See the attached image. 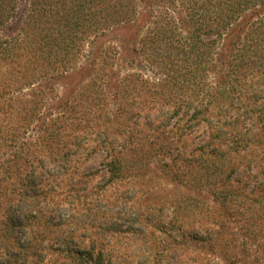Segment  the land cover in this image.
<instances>
[{
  "label": "rangeland",
  "instance_id": "rangeland-1",
  "mask_svg": "<svg viewBox=\"0 0 264 264\" xmlns=\"http://www.w3.org/2000/svg\"><path fill=\"white\" fill-rule=\"evenodd\" d=\"M73 1L77 0H11L9 5L12 10L4 23L5 27L0 28V34L19 32V29L27 26L58 23L59 20L55 21L58 16H54V13L64 8L63 3L68 8ZM115 1L90 5L95 10L101 8L109 13L110 19L100 21L99 25L98 33L104 35L103 41L94 49L91 43L94 37L87 39L82 62L67 74L48 80L46 88L50 89L46 91L44 104L51 110L57 109L68 100L77 83L84 80L86 85L98 81L96 87L103 95L96 101L100 100L102 110L109 117L126 122V134L131 128L136 129L134 137L139 139L138 144L133 143L132 147L124 150L117 147V151H123V154H127V160L131 161L132 149H138L146 142L157 144L164 139L169 152L155 148L157 152L148 156L146 162L135 163L126 169L129 171L127 178L112 183L106 166L111 157L105 151L92 152L91 155L89 150L78 151L73 156V174L47 179L48 201L40 204V208H45L46 215H28V221L23 220L22 228L13 230L15 242L20 241L26 249L19 247L17 242L12 245V242L6 241V245H2L5 249L0 252V263L9 260L13 264H155L153 254H157L163 264L166 261L170 264H264V249L259 248L264 246V240L253 241L250 233L253 229V214L250 216V213L255 209V201H258L256 208H264V0L257 5H251L248 0H235L233 4L238 8L232 13L238 16L237 22L216 41L209 57L206 49L201 47L200 53L205 55L202 62L205 61L200 73H205V78L200 84L204 91L202 96L198 95L199 100L190 101L193 107L184 104L187 99L182 97L184 93L181 90L169 89L171 78L167 79L169 73L175 75L177 70H182L176 74L178 77L174 87H177V83L188 85L182 72H192L197 64L196 59H199L196 50L199 46L194 51L189 49L195 43L193 36L197 25L191 13L196 1L204 5L208 0H123L125 6L121 10L125 16L129 17L127 12L134 10L135 15L143 13L149 19L139 37L134 39L130 38L132 35L114 13ZM223 5H214L210 10L215 12L209 15L216 18L217 12L223 13L224 17L231 14L229 6L218 9ZM40 10L44 20L36 16ZM201 13V10H197L196 18H200ZM49 15L52 17L47 19ZM115 16L117 20L113 19ZM202 22L199 27L216 31L218 20L216 24L209 20ZM205 34L201 35V40L206 42L217 38L214 34ZM238 38H248V48L235 51L233 44ZM154 39H160L163 46L159 47ZM93 52L101 54L100 57H95ZM188 52L193 54L186 55ZM233 52L237 56L248 54L247 63L236 67L234 73L233 70L230 72L232 66L230 68L224 63L228 62ZM256 53L262 56L259 66ZM221 64L219 70L225 71L223 79L227 83L217 78ZM90 66L91 71L87 70ZM133 72L142 79L130 83V86L124 80V85L130 88L125 90L119 84V96L113 95L107 84L112 74L123 78V75ZM249 77L255 79L245 81ZM256 80L262 83H252ZM155 82L157 85H154ZM210 96L218 102L221 97L225 101L221 108L212 104L208 108L209 113H205L215 124L211 126L205 120L190 122L188 119L194 110L203 108V105L206 107ZM176 109L179 112L173 117L165 112ZM98 114L87 116V119L93 118L89 126H95V122L99 124L94 120ZM167 117L170 118L169 124H162ZM97 120H103L102 124L108 123L105 116ZM148 120H153V124L147 125ZM188 125L189 129L184 131ZM87 127L85 125V129ZM212 135L215 137L212 138ZM235 138L243 139V145L228 153V159L231 156L232 161L228 160L226 165L221 158L209 154L215 147L230 151ZM0 152L6 155V152ZM1 153L0 160L3 156ZM162 164L170 167H163ZM201 170L213 179L216 177L217 183L209 180V176L205 180ZM224 174L229 179L225 185L221 183V175ZM181 182H184V186ZM38 186H42V183H38ZM224 187L231 190L234 196L241 193L239 202L244 206L225 207L219 198ZM198 193L204 200L197 197ZM195 198L199 202L193 201ZM181 199L184 200L179 202L182 208L177 211L176 201ZM189 202L204 207L183 209ZM213 208L230 212L231 223L226 226L228 233L224 239L230 240L235 234L237 239L210 250L187 236L186 247L178 246L167 252L162 250L163 245L159 243L163 240L167 244L172 242L169 236L182 240L180 236L183 232L196 230L203 234L204 228L216 227L207 218ZM203 214L208 222L202 227ZM240 220L245 223H239ZM172 221H177L181 229L172 228V234H166L165 224L169 226ZM25 236L32 240L31 244L26 243ZM19 251V256H11V253L17 254Z\"/></svg>",
  "mask_w": 264,
  "mask_h": 264
},
{
  "label": "trees",
  "instance_id": "trees-1",
  "mask_svg": "<svg viewBox=\"0 0 264 264\" xmlns=\"http://www.w3.org/2000/svg\"><path fill=\"white\" fill-rule=\"evenodd\" d=\"M234 1L235 0H208L204 5H199V2L196 1V7L192 9L191 18L197 25L195 28L196 33L193 36L195 43L193 47L189 49L194 51L195 48L199 46L197 47L198 49H196L199 59H196L197 64L192 72H189V70L187 72L184 71L185 73L182 72L184 81L188 82L187 86L177 83V87H174L178 77L176 74H180L182 70H177L175 75H173L172 72L169 73L167 79L169 80V78H171L172 82L170 81L171 85L169 86L171 91L178 89L184 93L182 97H186L185 99L187 100L184 104H187V107H193L194 104L190 101L197 100L198 95L202 96L204 91L202 88L203 85L200 84L205 78V73L202 75L200 73L202 69L201 66H203L205 61L203 60L202 62L205 55L200 53L202 50L201 47L206 49V55L209 57L212 54L213 46L216 41L221 39L225 31L237 22L238 16L232 13V11L238 8H236L235 3L233 4ZM248 1H250L251 5H257L256 3L261 0ZM10 2L11 0H0L1 29L5 27L4 23L8 21L7 16L10 15V11L12 10L9 5ZM95 2L103 4L105 2L109 3L110 0H83L81 3L77 0L76 2L73 1L68 8H66L63 3L64 8L54 13V16H58L56 17L57 19H55V21L59 20L58 23L54 22L52 24L49 23V20H46V23H49L50 26L39 24V26L31 28H27V26L21 30L19 29V32L0 34V151L6 152V155L0 152L3 155L0 160V252L5 249L2 248V245H6V241L12 242V245L17 242L20 244L19 247L26 249V246L21 244L20 241L15 242V237L12 235L14 233L13 230L21 229L24 223L23 220L28 221L26 219L28 215L29 217L46 215L45 208H40V204L48 201L46 187L49 184L47 179L52 180L53 178H58L60 175L70 176L73 174V156L77 154L78 151L89 150L91 151L89 152L90 155L92 152L100 150L105 151L106 154L111 157V160L106 163V166L110 174L109 181L112 183L115 181H123L127 178L129 171L126 169L135 163L139 164L146 162L148 156H153L155 152H157L155 148H158V151L169 152L170 148L164 143V139L157 144L146 142L147 146L144 144L138 149H135V147L134 150L132 149L131 151V161L127 160V154H123V151H117V147L124 150L129 148V146L132 147L133 143L138 144L139 139L134 137L136 136V129L133 130L131 128L129 130L130 132H128L129 135L126 134L124 128L126 122H121L120 119H113L102 110L104 108L100 106V100L96 101L98 97L103 95L96 87L98 86V81H92V83L86 85L84 80L80 82V84L77 83L76 87L72 90V94H69L68 100L63 106L57 109L51 110L50 107L44 104L46 91L50 89L46 88L48 80L54 78L56 75L67 74L69 70H73L82 62V59L85 57L84 47L87 39L90 40L92 36L94 37L91 42L94 45V49L103 41L104 35L98 33L100 21H106L110 19V16L109 13L103 11V9L98 8L95 10L90 6ZM229 3H232V5H228ZM216 4H224L218 9H225L224 6H229L231 14L224 17L223 13L217 12L218 16L216 18L213 15L211 17L209 14L214 13L215 10L213 11L210 9L214 8ZM123 6H125L123 0L115 1L113 5L115 15L120 18L119 22L121 24L123 23V27L132 35L130 37L131 39L139 37L149 19L146 18L143 13L135 15L134 10L127 12L129 14V17H127L121 10ZM196 8L198 11L201 10L202 12L200 18H196ZM240 11L241 10H239V12ZM41 12L40 10V13L38 12L36 16L44 20V16ZM107 16L108 18H106ZM116 16L113 18L114 20H117ZM49 17H52V15L46 16L47 19ZM208 20L215 24L218 20V24L215 28L216 31L204 30L202 27H199L200 24L203 23L202 21L207 22ZM204 33H206L205 35L214 34L217 38L211 42H206L201 40V35ZM154 42L159 45V47L163 46V43H160V39H154ZM248 42V38H242L241 40L238 38L233 44V46H235V51L240 48H248ZM133 49L135 52L136 46L133 47ZM182 50L187 51L186 48ZM188 54H193V52H188L186 55ZM97 55L100 57L101 54H94L95 57H98ZM233 55L227 59L228 62H224L227 66L229 65L230 68L232 66L230 69V72L233 70L232 73L235 72L236 67L244 66L248 58V54L239 56ZM256 57L258 59L257 61H260L258 64L259 66L262 64L260 60L262 56L256 53ZM93 61L94 59L92 63ZM104 62H106L105 59ZM221 66L222 64L218 66L217 78L227 83L225 82L226 80L223 79V73H225V71L219 70ZM87 70L91 71V66L88 67ZM100 71L102 72L104 70ZM252 75L253 74H251V76ZM78 76L81 77L82 74ZM118 76L119 75L116 76V73L112 74V78L107 82L110 87L109 89H112L113 95L115 94L116 97L119 96V84L126 90V88H130L129 86L132 83L142 79V76L135 72L123 75V78H119ZM250 78L253 80L255 79L249 77L246 78L245 81H251L249 80ZM124 80L128 82L129 86L124 85ZM233 81L236 82L235 80ZM252 83L257 84L262 82L256 80ZM107 84L105 83V85ZM154 85H157L156 82ZM161 88L165 89V86ZM219 101L220 102L214 100L213 96H210L209 104H207L206 107L203 105V108L194 110V113L188 120L190 122L205 120L213 126L215 124L214 121L207 115L209 113L208 108H211L212 104L213 106L221 108L220 106H223L225 101L222 100V97ZM177 109H179V106ZM177 109L172 111L167 110L165 112L167 114L170 113V117H173L179 112ZM97 113H99V116L94 120L99 121V124L95 122V126L94 124L93 126H89V124H92L91 120L93 118L90 120L87 119V116ZM205 113H207L206 116ZM103 116H105L108 121L107 124H102L103 120H97ZM166 119L167 120L163 121L162 124H169L170 118L167 117ZM153 120H148L146 124H153ZM85 125H88L87 129H85ZM187 129H189V125L183 130L185 131ZM76 131H81L82 134L80 132L75 133ZM214 137L215 136L212 135V138ZM90 141L93 143L90 144ZM243 141V139L237 138L232 140L230 151H224L221 147H215L208 152L213 157L221 158L226 165L228 160L232 161L231 156L228 159V153L242 147ZM7 148H9V150H7ZM129 162L131 164H129ZM162 166L170 167L168 164H162ZM216 169L214 171H216ZM220 169L219 167V174L221 173ZM201 172L205 180H207L209 176V180L214 184L217 183L218 179L216 177L213 179L210 175H207L204 170H201ZM211 174L213 175V173ZM221 177L223 178V182L221 183L225 185L226 180H229L228 175L224 174L221 175ZM195 180L196 179H194V181ZM38 183H42V186L39 187ZM181 183L180 184L184 186V182ZM231 193V190L229 191L226 187L221 190L219 198H221L222 204L228 209L234 208L236 205L244 206V203L241 204L239 202L241 193L238 196H234ZM197 195L198 198L204 200L203 197H200L201 195L199 193ZM198 198L193 199V201L199 202ZM245 198L247 197L245 196ZM180 201L184 200L181 199L176 201V203H178L176 204L177 211L182 208L179 203ZM257 203L258 201H255V209H253V213H250V216L253 214L251 218L252 224L250 223L253 228L250 231L253 241L254 239L256 241H258V239L264 240V208L260 206L256 208ZM202 206L204 207V205ZM202 206L189 202L188 205L183 206V209H201ZM221 207L223 206H220V208ZM242 207H240V209ZM209 213L207 218H209L210 223L216 227L212 229L204 228L203 234L198 233L196 230H192V232L189 233L183 232L181 236L179 234L180 238H183L182 240L169 236L172 242H168L167 244L166 241L163 240L162 243H159L163 245L162 250L167 252V250L170 251L178 246L186 247L187 236H191L193 241L203 244L204 248H209L210 250L213 248L215 249V246L221 244L228 245L229 242L237 239L236 234L234 238L230 240L227 239L226 241L224 239V235L228 233L226 226L231 223L229 217L232 215L230 212L213 208L212 213L211 211H209ZM204 217L203 214L202 221L204 222L201 225L202 227L208 222ZM242 221L244 222V220H240L239 223ZM166 225L167 224H165V227L163 226L166 228V234L170 232L171 235L172 228L177 230L181 229L180 226H177V221L170 222L168 224L169 226ZM152 236L155 237L154 235ZM25 238L27 239V244L32 243L30 238H27V236H25ZM259 248L264 249V246H259ZM19 253L20 251L17 254L11 253V256L17 257ZM153 258L156 259L154 262L155 264H163V261L161 262L157 254H153ZM170 258L173 259V257ZM165 263L170 264L171 262L166 261ZM3 264H13V262L8 260L3 262ZM146 264L151 263L146 262Z\"/></svg>",
  "mask_w": 264,
  "mask_h": 264
}]
</instances>
